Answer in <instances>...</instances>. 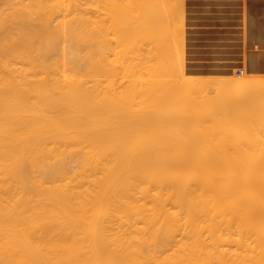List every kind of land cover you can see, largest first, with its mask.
<instances>
[{
  "label": "bare ground",
  "instance_id": "6f19581e",
  "mask_svg": "<svg viewBox=\"0 0 264 264\" xmlns=\"http://www.w3.org/2000/svg\"><path fill=\"white\" fill-rule=\"evenodd\" d=\"M152 2L143 3L146 17L140 0H0V264H264L263 138L250 128L253 143L240 135L246 126L238 133L227 121L226 133L210 122L209 130L212 108L197 95L215 86L228 97L212 101L236 107L264 80L191 75L179 45L184 18L169 21L167 3L156 2L166 13ZM148 35L169 57H153L158 71L153 58V70L138 59L153 50L138 48ZM135 58L156 71L149 119ZM250 98L240 101L243 117L254 111L253 122L264 121ZM172 125L184 132L178 139ZM243 138L261 144L247 153Z\"/></svg>",
  "mask_w": 264,
  "mask_h": 264
},
{
  "label": "rangeland",
  "instance_id": "374dc122",
  "mask_svg": "<svg viewBox=\"0 0 264 264\" xmlns=\"http://www.w3.org/2000/svg\"><path fill=\"white\" fill-rule=\"evenodd\" d=\"M141 1H142V5H141ZM144 1H145V0H144ZM144 1H143V0H140V6H141V7H140V10H141L142 8H143V9H146V7H147V6H146V7H143V3H144ZM148 1H149V0H148ZM150 1H153L152 3L155 2L154 4H156V5H155V6H156V9L159 8V9H161L162 11H166V13H167V10H163V9H162L163 6H164L163 4H161V3L159 4L160 6H162V8H160V6L157 4V3H159V2H162V3L166 2L167 4H166V3H164V4H166L165 6H167L168 8H171V9H172V7L174 6V8L172 9V11H171V9H170V12H168V13H169V17H170L171 15L174 16V14H175V12H176L177 15H179V17H180V19H181V20L179 19L180 21H182V19L184 18L183 21H182V26H183L184 28L181 29V27H180V29L182 30V34H183V35H181V33L179 34V35L182 36V42L185 41L183 44H182V42H180V44H179V45H182V46H183V47H182V46H180V47L182 48L183 60H184V67L187 68V69L189 68L188 70L191 71V73H192V71L194 70L193 73H192L191 75H197V74H198V75H202V76H204V74H203L204 72L202 71V68H201V67H197V69H196V66H197V63H198V62H197V60H195V59L192 58L193 56H192L191 51H190V49H189V47H190V45H191V43H192V40H193V38H194V33H193V32L196 30V29H194L195 27H193V24H194V23H193V24H191V23L194 22L195 19L201 17L200 14L202 15L205 11H206V12L208 11V9H209V8H208V3L210 4L211 2H210V1H205V0H182V1H183V4H184V5L182 4V7H184V8H183V12H182V8L180 7V6H181L180 4H181V2H182L181 0H180V1H179V0H177V1L174 0V3H173V2H172V3L170 2V1H173V0H163L164 2H163V1H160V0H156V1H155V0H150ZM157 1H158V2H157ZM175 1L178 2L179 6H177V7H179V8H176V6H175V3H176V2H175ZM189 1H190V2H189ZM156 2H157V3H156ZM204 2H205V4H206V3H207V4L205 5ZM148 3H149V2H148ZM150 3H151V2H150ZM202 3H203V4H202ZM212 3H216V2H212ZM223 3H229V2H223ZM168 4H169L170 6H168ZM171 4H172V5H171ZM176 4H177V3H176ZM178 4H177V5H178ZM187 4H188V5H187ZM147 5H148V4H147ZM157 5H158L159 7H157ZM152 6H153V4H152ZM165 6H164V9H166ZM193 6H194V7H193ZM198 6H199V7H198ZM196 7H197V8H196ZM201 7H202V8H201ZM148 8H149V7H148ZM152 8H153V7H152ZM152 8H151V7L149 8V9L151 10V13L155 14V12H156L155 15H157V11H156L155 9H152ZM180 8H181V9H180ZM192 8H195V9H192ZM198 8H200V10H199ZM176 9H177V10H176ZM140 10H139V12H140V15H141V14H142V13H141L142 10H141V11H140ZM153 10H154V12H152ZM161 10H160V11H161ZM168 10H169V9H168ZM175 10H176V11H175ZM180 10H181V11H180ZM184 10H185V11H184ZM186 10H187V11H186ZM189 10H190V11H189ZM192 10H193V11H192ZM146 11H148V10H147V9H146V10H143V12H144L143 14L145 15V13H146V14H147L146 17H147V16H148V12H146ZM162 11H161V13H160V14L162 15V19H165V20H164L165 25H166V24L169 25V23H168V18H169V17H167L168 14L166 15V13H164V12H162ZM191 11H192V12H191ZM171 12H172V14H171ZM180 12H181V13H180ZM188 12H189V13H188ZM179 13H180V14H179ZM185 13H186V14H185ZM194 13H195V14H194ZM160 14H158V15H160ZM164 14L166 15L165 17H164ZM193 14H194V15H193ZM197 14H198L199 16H197ZM132 15H133V13H132ZM182 15H183V17H182ZM186 15H187V16H186ZM140 17H142V16H140ZM152 17H153V16H152ZM157 17H160V16H157ZM186 17H187V18H186ZM142 18H143V17H142ZM155 18H156V17H155ZM166 18H167V19H166ZM148 19H149V18H148ZM142 20H143V19H142ZM170 20H172V17H170L169 21H170ZM153 21H154V20H153ZM156 21H159V22H160L159 25H161V23L163 24V22H161L160 20H157V19H156ZM177 21H178V20H177ZM141 22H142V21H141ZM146 22H147V20H146ZM159 22H157V23H159ZM178 22H179V21H178ZM186 22H187V24H186ZM150 24H152V23H150ZM150 24H149V25H150ZM177 24H178V23H177ZM143 25L146 26L147 23H146V25H145V23H144ZM156 25H157V24H156ZM165 25H164V26H165ZM151 26H152V25H151ZM151 26H150V28H151ZM161 26H162V25H161ZM161 26H160V29H161ZM164 26H163V27H164ZM155 27H159V26H155ZM166 27H167V25H166ZM141 28H142V27H141ZM147 28H148V26L146 27V29H147ZM152 28H153V27H152ZM167 28H168V27H167ZM167 28H166V29H167ZM154 29H155V28H154ZM157 29H158V28H156V30H157ZM160 29H159L158 31H160ZM193 29H194V30H193ZM141 30H142V29H141ZM143 30L146 31L145 29H143ZM148 30H150V29L148 28ZM148 30H147V31H148ZM161 30H163L164 33H162V31H160L159 34H161V33H162V34H166L165 32H167V31H165L164 29H161ZM167 30H169V29H167ZM181 30H180V31H181ZM147 31H146V32H147ZM152 31H153V29H152ZM153 32H154L153 34L155 35V31H153ZM143 33H144V32H143ZM150 33H152V32L150 31ZM186 33L189 34V35L187 36ZM145 34H146V33H145ZM148 34H149V32H148ZM153 34H152V35H153ZM168 34H169V33H168ZM168 34H167V35H168ZM191 34H192L193 37L191 36ZM142 35H143V34H142ZM156 35H157V34H156ZM156 35H155V36H156ZM167 35H166V39H165V40H167V41L170 42V38H167ZM145 36H147V35H145ZM145 36L143 37V39H139V40H141L142 42L139 41V42H141V46H140V44H139V45H138V48H142L143 51H144V46L147 47L148 50H151V49L153 48L154 52H153V50H151V51L154 53V55H153V53H150L151 51H148V50H147V51L149 52L148 54H150V55L147 56L148 54H146L147 57L145 56V58H144V57L141 56L142 59H141V58H138V59H139V60H142V61L147 59L146 62H145L146 64L150 61V62H149V66L146 65V67H149V69H152V70H153L154 67H151V66H153L152 63H151L152 58H153V57H154V58H156V57L160 58L159 55H161V59L163 58L162 61H163V60L166 61V60H168V59H167L168 55H167V57H166L165 55L163 56V54H162V53H163V50H162V49H161V50H162L161 52H160L157 48L154 49V47H156V45H157V43H156L157 40H155V39H151L150 35H148L147 38H146ZM158 36H159V35H158ZM161 37H165V35H160V38H161ZM168 37H169V36H168ZM189 37H190V38H189ZM144 38H145V39H144ZM149 38H150L151 40H149ZM154 38H155V37H154ZM157 38H158V37H157ZM160 38H159V39H160ZM147 39H148V40H147ZM168 39H169V40H168ZM143 40H144V41H143ZM154 40H155V41H154ZM190 40H191V41H190ZM147 41H148V42H147ZM161 41L164 43V41L160 39V42H161ZM143 42H144L145 45L143 44ZM150 42H151L152 44H153V42H154V44L152 45ZM146 43H147V44H146ZM148 43H149V45L151 44V47H152V46H154V47L150 48V46L148 45ZM155 43H156V44H155ZM170 43H171V42H170ZM178 43H179V42H178ZM187 43H188V44H187ZM142 44H143V45H142ZM165 44L167 45V47L169 46V45H168V42H167V43L165 42ZM158 45H159V44H158ZM170 45H171V44H170ZM134 47H137V46H134ZM134 47L131 46V48H132L133 50L136 49V48H134ZM157 47H159V46H157ZM168 48H169V47H168ZM164 49H165V48H164ZM138 50H139V49H138ZM142 50L140 49L139 51H142ZM130 51H131V50H130ZM143 51H142V53H143V56H144V55H145V54H144L145 51H144V52H143ZM147 51H146V52H147ZM155 51H157V53H155ZM158 51H159V53H158ZM164 51H168V50H164ZM186 51H188V52H186ZM189 51H190V52H189ZM132 52L135 53L134 51H132ZM146 52H145V53H146ZM142 53L139 52V54L136 53V54H133V55L136 57V56H140V55H142ZM160 53H161V54H160ZM165 53H166V52H165ZM137 54H138V55H137ZM167 54H168V52H167ZM186 54H187V55H186ZM188 54H189V56H188ZM127 55L130 56V54H127ZM131 55H132V53H131ZM133 55H132V56H133ZM190 55H191L192 57H191ZM150 56H151V59H149ZM155 56H156V57H155ZM187 57H188V58H187ZM136 58H137V57H136ZM136 58H135V59H136ZM154 58H153V59H154ZM158 58H156V59H158ZM164 58H166V59H164ZM168 58H169V57H168ZM190 58H191V59H190ZM129 59H130V58H129ZM132 59H133V58L131 57L130 60H132ZM138 59H136L137 66H138L137 70H138V72H139L140 69H142V70L140 71V72H142V73H139V74H140V75L142 74V75H141L142 79L144 78V79L142 80V81H143V82H142V85H143V86H141V87H142V91H143V92H142V96H141V100L143 101V103H142V101H141V105H144V106H142V108L144 107L143 110H142V111H144V112H143V113L141 112V113H142V115L145 114V116L147 117V116L150 115V113H149V110H150V109H149V106H150L151 91H152V86H153V83H152V82H153V80H154V79H152V78H154V76H152V75H154V74L156 73V71H158V70H157V68H158V65H157V64H158L159 61H157V60L154 59V60H155L154 64L156 65V69H154V70H156V71H155V72H154V71L152 72L151 70H148L146 67H144V68H146V69L142 68V67H141V65H142L141 62H142V61H139V62H138ZM127 60H128V59H127ZM130 60H129V61H130ZM148 60H149V61H148ZM154 60H153V61H154ZM129 61H128V62H129ZM153 61H152V62H153ZM156 62H157V63H156ZM187 62H188L189 64H188ZM132 63H133V62H132ZM132 63H130V64H132ZM139 63H141V64H139ZM145 63L143 62V65H144ZM159 63H160V62H159ZM167 63H168V62H167ZM167 63H166V64H167ZM193 63H195V64H194V66L192 67ZM161 64H163V62H161L160 65H161ZM190 64H191V65H190ZM168 65H169V63H168L167 65H165V66H168ZM189 65H190V66H189ZM198 65H199V63H198ZM139 66H140V67H139ZM165 66H164V67H165ZM186 66H187V67H186ZM161 67H162V66H161ZM161 67H160V68H161ZM164 67H163V69H164ZM160 68H159V69H160ZM167 68H168V67H167ZM168 69H169V68H168ZM161 70H162V68H161ZM159 71H160V70H159ZM162 71H163V70H162ZM167 71H168V70H167ZM168 72H169V71H168ZM197 72H198V73H197ZM200 72H201V73H200ZM227 72H228V73H227ZM235 72H236V67H235V68H231L230 70L225 71V74L219 76V78L222 77V79H223V78H224V79H232V78H234V79H238L237 76L235 75ZM148 73H149V74H148ZM158 73H159V72H158ZM160 73H161V71H160ZM195 73H196V74H195ZM199 73H200V74H199ZM150 74H151V77H147V76H149ZM164 74H165V73H164ZM167 74H168V73H167ZM246 74H247V70H246ZM143 75H144V76H143ZM169 75H171V74H169ZM233 75H234V76H233ZM158 76H159V75H158ZM167 76H168V75H167ZM159 77H162V76L160 75ZM164 77H165V79L167 78L166 75H165ZM164 77H162V78H164ZM170 77H172V75H171ZM170 77L168 76V78H170ZM173 77L176 78V76H173ZM173 77H172V78H173ZM252 77H253V76H252ZM162 78H160V79H162ZM165 79H164V80H165ZM148 80H149V81H148ZM162 80H163V79H162ZM166 80H167V79H166ZM144 81H145V82H144ZM150 84H151V85H150ZM125 85H126V84H125ZM128 85H129V83H128ZM147 85H148V86H147ZM149 85H150V86H149ZM262 87H263V86H261V87L258 86V87H256L255 89H253V91H255V92H256V91H257V92H260V91H261V92H263L264 89L261 90ZM150 88H151V89H150ZM203 88H204V87H203ZM203 88H201V89L203 90V92H200V91H202V90H199V94H197V95H198V97H200V95H201V98H202V100H203L202 103H204L205 106H206V104H207V106H209V107H211V108L213 109V110L211 109L210 112H211V115H212V114L214 115V118H212L213 115L210 117V115H209V114H210L209 111H208V115H207V114H206V113H207L206 110L203 109L204 112H205L204 115L206 114V115H207V116L205 115L206 117L209 116V117H210V118H209L210 120H211V118L213 119V120H211V121H210V120L207 121V120L204 119V121L206 122L205 125H204V123L202 122V124H203L204 126L207 127L206 124H208V125L210 126V124H209V122H210L211 125H212V127L214 126V128H220V129H214V130H217V131H221L224 127H229V126H231V125H232L233 127H234V125H235V127L237 126L236 128H237V130H238V128H240V127L242 126V127H241L242 129L240 128L241 131L239 130L238 133H239V132L241 133L242 130L245 128L244 126H246V128L249 129V130L246 131V128H245V129L243 130L242 134H240V135H242V137L244 136L243 134H246V132H248L247 134L249 135V134L252 133V132H250V131H252L251 129H255V130H253V131H255V134H257V135H255L256 138H257V136L259 135L260 137H262V138L264 139V129H263V128H264V127H263L264 124H262V126L259 125L261 122L264 123V121H263V120H262V121L260 120V121H261V122H260L259 120H257V122L259 121V123H256V121L253 122L252 116H255V115H253V113H255L254 111H252L253 113H251L252 116H251L250 112L248 111L249 114H250V116L248 115V117H247V116L243 117L244 114L242 115V112H245V111H247V110H245V108H244V109H241V108L239 107V106H242V105H240V104H241L240 101H241L242 104H243V103L245 102V99H246V100H247L246 103H247V102L249 103L250 101H249L248 99H249L250 97H252V96H250V97L247 96V98H248V99H247V98H245L246 95H245V97H244V96L241 97L240 95H238V96H240V97H239V98L237 97L236 99L239 100V103L237 104L238 106H236V107H235V105H236L235 103H232L231 105H229V104H227V103L224 102V103H223L224 105H222V102H221V101H216V102L214 101L215 103L212 101V99H213V100L215 99V96H216V95H217L216 97L219 99L218 94H216V93H217V90H216V93H215V86H214V87L212 86V88H214V91H213V89H212L211 87H210V88H204V89H203ZM211 89H212V90H211ZM216 89H217V88H216ZM208 90H209V91H208ZM250 90H251V92H252V89H250ZM250 90H249V93H250V94H253V93L250 92ZM259 90H260V91H259ZM207 91H208V92H207ZM204 92H205V93H204ZM211 92H212V93H211ZM245 92H246V91H245ZM261 92H260V93H256V94L254 93V94H253V97H252V98H253V101H254V103H255V105H254L253 108L257 107L259 111H258L257 109H256V111L260 112V115H259V113H256L257 115H259V116H258V119H259L260 116H263V115H264V98H262L264 95L261 96V94H264V92H263V93H261ZM144 93H145V95H144ZM196 93H198V92L196 91ZM221 93H222V94H221V96H220V97H221L220 99H222V98L224 97L223 99L225 100L226 96L228 97V95H226L227 92H221ZM223 93H224V95H223ZM215 94H216V95H215ZM244 94H248V92H246V93H244ZM244 94H242V95H244ZM250 94H248V95H250ZM203 95H204V96H203ZM255 95L257 96V98L255 97ZM206 96L209 97V98H206ZM222 96H223V97H222ZM258 97H259V98H258ZM201 98H200L199 102L202 101ZM204 98H205V99H204ZM217 98H216V99H217ZM240 98H241V99L243 98V99L240 100ZM252 98H250V99H252ZM255 98H256V100H255ZM207 99H209V100H207ZM216 99H215V100H216ZM218 99H217V100H218ZM220 99H219V100H220ZM257 99H259V100H258L259 103H258ZM262 99H263V100H262ZM206 100H207L208 103H206ZM243 100H244V101H243ZM144 101H145V102H144ZM255 101H257V102H255ZM236 102H237V100H236ZM209 103H210V104H209ZM217 103H218V104H217ZM219 103L222 105V109H223V110H224L225 108H228L227 106H230L229 108L233 109V111H227V112L225 111V112L228 114V118H227L226 120H224V119L222 120V122H223V121H227L228 126H224L225 124H227L226 122H225V124H224V122L222 123L221 121H219V120H221V118H225V117L222 115V113H223L224 111H223L222 113H221V111H220V110H222V109H220V108H221V105H220ZM246 103H245V105H246ZM251 103H252V101H251ZM256 103H257V106H256ZM258 104H259V105H258ZM210 105H212V106H210ZM251 105H253V104H251ZM251 105H248V106L250 107ZM224 106H226V107H224ZM248 106H246V107H248ZM209 107H208V108L206 107L205 109H210ZM215 107H218V108L220 107V108H219V109L216 108V109L214 110ZM239 108H240L241 110H240ZM144 109H145V110H144ZM237 110H238V111L240 110V111L237 112ZM242 110H245V111H242ZM248 110H249V109H248ZM252 110H253V109H252ZM213 111H215V113H214ZM218 111H220V113H219ZM212 112H213V113H212ZM216 112H218L219 115H218V114L216 115ZM225 112H224V113H225ZM224 113H223V114H224ZM237 113H238V114H237ZM147 114H148V115H147ZM246 114H247V113H246ZM246 114H245V115H246ZM261 114H262V115H261ZM220 115H221V116H220ZM241 115H242V118H240ZM257 115H256V116H257ZM145 116H142V117L144 118L143 121L145 120V123H147L148 120L145 119ZM219 116H220L221 118H219ZM226 116H227V115H226ZM236 116H238V117H236ZM206 117H205V118H206ZM215 117H216V119H215ZM217 117H218V118H217ZM249 117L252 119V121H250V122L253 124L252 126H251V123H245V122H249V120H251V119H249ZM147 118L149 119L150 117H147ZM237 118L240 119V120L242 121V124H241V122H239V120H238ZM243 118H244V120H245L246 118H248V121H247V120L244 121ZM206 119H207V118H206ZM229 119H230V121H228ZM235 119H237V120H235ZM254 119H255V118H254ZM260 119H261V118H260ZM263 119H264V118H263ZM214 120H215V121H214ZM149 121H150V120H149ZM212 121H213L214 124L212 123ZM218 121H219V122H218ZM150 122H151V121H150ZM168 122H169V124L171 123L170 120H169ZM220 122H221V123H220ZM145 123H144V124H145ZM166 123H167V122H166ZM239 123H240V124H239ZM147 124H148V123H147ZM167 124H168V123H167ZM169 124H168L167 126H169ZM221 124H222V126H224L223 128H221V127H222V126H220ZM254 124H256V125H254ZM257 124H258V125H257ZM145 125H146V124H145ZM173 125L176 126V124H173ZM173 125H172V128H171V126H170V128L168 127L169 130H167V131H168V132H172V133H173L172 136H174V137H175V134L178 135V138H179V136H180L181 134H183L184 132H183V131H177V130H175L174 127H173ZM167 126H166V129H167ZM250 126H251V127H250ZM243 127H244V128H243ZM254 127H255V128H254ZM262 127H263V128H262ZM175 128H176V127H175ZM207 128H209V130H210V129L212 130L211 127H207ZM250 128H251V129H250ZM258 128H259L260 130H258ZM230 129H233V128L230 127ZM225 130H227V129L225 128ZM225 130H224V131L222 130V132H225V133H226L227 131H225ZM234 130H235V129H234ZM257 130H258L259 133L257 132ZM261 130H262V131H261ZM181 132H182V133H181ZM229 132H230V131H229V129H228V133H229ZM231 133H232V132H231ZM168 134H169V133H168ZM236 134H237V133H236ZM247 134H246V135H247ZM252 134L254 135V132H253ZM252 134H251V140H252V141H253V140L256 141L257 139H259V137H258L257 139H256V138H255V139H252V138H254V136L252 137ZM170 135H171V134H170ZM238 135H239V134H238ZM240 135H239V136H240ZM246 135H245L244 137H245V138L248 137L247 139H249L250 137H249V136L246 137ZM180 137H181V136H180ZM171 138H172V137H171ZM175 138H177V136H176ZM178 138H177V139H178ZM240 138H241V136H240ZM262 138H261V139H262ZM172 139H173V138H172ZM247 139H244V138H243L242 140H244V141H246V142L248 143V140H247ZM263 139H262L261 141H260V139H259V141L262 142V141H264ZM173 141H174V140H173ZM249 141H250V140H249ZM252 141H250V143H248V146H249V144H253V143H254V141H253V143H252ZM256 142L258 143V141H256ZM260 142H259V143H260ZM242 143H243V142H242ZM242 143H241V140H240V145H241ZM263 143H264V142H262V144H263ZM245 144H246V143L244 142V145H245ZM260 144H261V143H260ZM260 144H257L258 146H253V145H255V144H253L252 146L250 145V146L252 147V148H251L252 151L254 150L253 147H256V148H257V147H259ZM242 145H243V144H242ZM242 145H241L240 147H242V148H247V146H246L247 144H246L245 146H242ZM250 146L248 147V149L250 148ZM261 147H264V146H261ZM261 147H260V148H261ZM251 149H249V151H246V152L249 153V152L251 151ZM257 149H258V148H257ZM257 149H256V151H257ZM260 150H261V151H260ZM252 151H251V152H252ZM259 151H260V152H259ZM263 151H264V150H263ZM263 151H262V149H259L257 153L254 152L253 154H257V155H258V154H262L261 152H263ZM244 154H245V153H244ZM263 154H264V152H263ZM246 155H248V154H246ZM249 155H250V154H249Z\"/></svg>",
  "mask_w": 264,
  "mask_h": 264
},
{
  "label": "crops",
  "instance_id": "0c3cea01",
  "mask_svg": "<svg viewBox=\"0 0 264 264\" xmlns=\"http://www.w3.org/2000/svg\"><path fill=\"white\" fill-rule=\"evenodd\" d=\"M205 1L217 2V3L208 4L209 9L207 12L206 11L204 12V14L205 13L206 14L205 15L203 14L201 17L194 20L195 23L193 24V27H195L196 30L193 33H194L195 39L193 38L192 43H191V45L193 47L192 46L189 47L190 51L192 50L191 54L193 55V58L195 60L199 61L198 63H200V64L198 66L200 67V65H201L202 71L204 72L203 74L204 75L207 74L205 76L209 75V76L219 77L221 75H224L225 71L230 70L231 68L245 67L248 75L253 76V77H258L260 79L262 78L264 80V75H263L264 74V0H233V1L230 0L233 3H231L229 0H221L223 2H226V1L230 2L229 6H228V3L224 4L220 0L219 1L218 0H216V1L215 0H212V1L211 0H205ZM243 1H245V2H243ZM260 1L263 4V6L260 3ZM218 2H219V4H218ZM239 2H241V3L239 4ZM225 8H227V9H225ZM242 8H243V10H242ZM234 10H235V12H234ZM208 12H210V13H208ZM215 17H217L219 20ZM242 17H244V18H242ZM212 19L214 21H212ZM243 20H245V22H243ZM202 22L204 24H202ZM205 23H207V24H205ZM211 23H213V24H211ZM243 32H244V34H243ZM247 33L249 36L247 35ZM250 33L252 36L250 35ZM234 35H237V36L239 35V37L240 36L241 37L239 38V37L234 36ZM200 36H201V38H200ZM204 37H205V40H204ZM243 37H245L244 40H243ZM235 38H236V40H235ZM193 41L195 42V44ZM205 41H207L208 43ZM213 41H214V44L212 43L213 44L212 45L211 42H213ZM233 41H234V43H233ZM223 42L225 43V45H223ZM236 42H237V44H236ZM207 44H208V46H207ZM222 48H224L223 51H225V52H222ZM252 49H253V51H252ZM218 51L220 53H217ZM242 51H244V52H242ZM220 54H221V56H220ZM242 54H244V57ZM198 55H200V56H198ZM248 59H249V61H248ZM243 62H245V63L243 64ZM207 63L210 65L208 66ZM251 63H253V64H251ZM202 64H203V66H202ZM224 64H226V65H224ZM227 64H228V66H227ZM218 66H220V68ZM251 69H253V70H251ZM204 70L207 72H205ZM211 74H213V75H211Z\"/></svg>",
  "mask_w": 264,
  "mask_h": 264
},
{
  "label": "built area",
  "instance_id": "2783aa9c",
  "mask_svg": "<svg viewBox=\"0 0 264 264\" xmlns=\"http://www.w3.org/2000/svg\"><path fill=\"white\" fill-rule=\"evenodd\" d=\"M244 74H246V68L245 67L236 68V72H235L236 76H242Z\"/></svg>",
  "mask_w": 264,
  "mask_h": 264
}]
</instances>
